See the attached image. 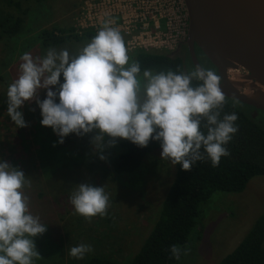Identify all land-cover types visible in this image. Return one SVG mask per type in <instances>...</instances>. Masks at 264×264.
I'll return each mask as SVG.
<instances>
[{
    "label": "clouds",
    "instance_id": "1",
    "mask_svg": "<svg viewBox=\"0 0 264 264\" xmlns=\"http://www.w3.org/2000/svg\"><path fill=\"white\" fill-rule=\"evenodd\" d=\"M20 61V74L6 92L7 113L17 128L27 126L18 109L43 86L46 98L36 103L41 124L57 134L56 143H63L70 133L80 136L93 130H98L93 140L99 147L105 136L109 146L116 138L139 147L156 140L161 157L184 170L205 155L217 167L221 157L230 154L226 145L238 130V116L231 112L221 119L213 111L225 102L220 77L201 66L190 72L144 69L142 84L140 63L130 61L120 31L107 22L74 55L49 48L35 58L25 52ZM194 79L201 83L194 86ZM55 85H59L55 90L49 87ZM200 117L206 118L204 130ZM99 158L106 159L103 154ZM26 187L30 181L23 170L0 158V264H34L40 257L34 237L43 234L46 225L29 211ZM69 199L85 218L103 216L109 206L104 187L91 183L77 184ZM91 250V245L81 243L68 248V255L83 259ZM169 252L179 259L182 249L171 245Z\"/></svg>",
    "mask_w": 264,
    "mask_h": 264
},
{
    "label": "rangeland",
    "instance_id": "2",
    "mask_svg": "<svg viewBox=\"0 0 264 264\" xmlns=\"http://www.w3.org/2000/svg\"><path fill=\"white\" fill-rule=\"evenodd\" d=\"M47 4L52 17L45 24L31 33L26 31L17 41L0 40V158L23 170L30 181V187L23 189L29 197V211L46 225V231L34 237L40 253L34 264H69L75 258L68 255V248L81 243L91 245L92 250L83 259H75L77 264H86L93 256L125 262L138 252L157 220L176 167L161 157V151H156L147 156L135 173L118 176L111 169L109 156L121 150L124 138H116V144L109 146L110 138L105 136L100 142L103 147H99L93 140L98 130L80 136L70 133L64 138L66 143H56L57 134L50 126L41 124V110L36 103L37 99L46 98L47 89L43 86L18 109L27 126L17 128L11 121L6 92L20 74V56L29 52L35 58L47 51L38 41L29 51L23 49V43L25 48L29 47L27 41L47 28L56 35L86 33L74 31L80 0H47ZM6 9L9 5L0 0V16ZM188 31L186 21L177 43L168 44L169 49L183 50ZM121 35L132 61L138 50L131 51L126 36ZM89 41H70L55 49H67L74 55ZM11 51L13 54L9 55ZM139 78L143 84L142 74ZM60 81L63 82L62 75ZM49 87L55 90L59 85ZM140 95L143 98V89ZM258 119L264 124V113H259ZM101 154L105 160L99 158ZM81 182L104 187L109 206L103 216L85 218L75 212L69 197ZM204 206L200 226L192 234L190 247L187 246L189 250L177 264H218L237 247L264 211V176L252 178L241 193L216 191Z\"/></svg>",
    "mask_w": 264,
    "mask_h": 264
},
{
    "label": "trees",
    "instance_id": "3",
    "mask_svg": "<svg viewBox=\"0 0 264 264\" xmlns=\"http://www.w3.org/2000/svg\"><path fill=\"white\" fill-rule=\"evenodd\" d=\"M5 1L9 9H6V13L3 11L0 16L1 41H17L26 31L33 32V29H38L52 17L47 0ZM94 35L92 32H86L83 36L56 35L53 29L47 28L27 41L29 47L25 48L24 42L23 49L29 51L31 45L38 41L44 50H48L62 47L70 41L91 39ZM11 54L12 51L9 55ZM203 56L208 64L201 63L202 66L217 74L216 67L204 54ZM133 60L140 63L141 74L144 69L154 72L169 69L190 72L195 68L186 45L180 51L138 50L134 52ZM199 83L201 81L193 80L194 86ZM253 109L255 110L243 102L225 97L222 107L213 111H218V118L221 119L224 114L231 112L238 116L235 121L238 130L226 145L230 154L222 156L217 167L211 165L206 155L204 159L193 164L190 170L182 169L179 163L175 164V176L163 200L158 218L145 236L138 252L125 262L93 256L86 260V264H177L184 253L188 252L192 234L196 227L200 226L202 208H206L204 205L213 193H241L252 178L264 176V124L259 117L253 116ZM200 119L204 130L206 118ZM66 141L64 139L65 143ZM120 145L121 150L109 156L111 169L118 176L135 173L149 154L162 151L160 141L156 140H150L146 147H139L127 139ZM171 245L182 249L179 259L171 256ZM77 263L74 259L69 264ZM218 264H264V211L237 247Z\"/></svg>",
    "mask_w": 264,
    "mask_h": 264
},
{
    "label": "water",
    "instance_id": "4",
    "mask_svg": "<svg viewBox=\"0 0 264 264\" xmlns=\"http://www.w3.org/2000/svg\"><path fill=\"white\" fill-rule=\"evenodd\" d=\"M189 14L187 48L193 66H202L198 49L216 67L226 98L264 112V0H184ZM236 70L244 80L236 88L228 76Z\"/></svg>",
    "mask_w": 264,
    "mask_h": 264
},
{
    "label": "built area",
    "instance_id": "5",
    "mask_svg": "<svg viewBox=\"0 0 264 264\" xmlns=\"http://www.w3.org/2000/svg\"><path fill=\"white\" fill-rule=\"evenodd\" d=\"M74 21L76 34L96 33L109 23L126 36L131 51L170 50L186 21L189 26V14L184 0H80Z\"/></svg>",
    "mask_w": 264,
    "mask_h": 264
},
{
    "label": "bare ground",
    "instance_id": "6",
    "mask_svg": "<svg viewBox=\"0 0 264 264\" xmlns=\"http://www.w3.org/2000/svg\"><path fill=\"white\" fill-rule=\"evenodd\" d=\"M228 76L230 81L233 83V85L236 88H239L240 90H242L245 94H247L248 96L254 97V93L251 92L248 89H242L241 88V84L244 82V80L239 76L238 72L236 70H229L228 71ZM261 89V91L264 93V88L260 85H258Z\"/></svg>",
    "mask_w": 264,
    "mask_h": 264
},
{
    "label": "flooded vegetation",
    "instance_id": "7",
    "mask_svg": "<svg viewBox=\"0 0 264 264\" xmlns=\"http://www.w3.org/2000/svg\"><path fill=\"white\" fill-rule=\"evenodd\" d=\"M198 51V57H199V59H200V61H201V63H205V65H207L208 63H207V60L205 59V57L203 56V54L199 51V50H197ZM217 74H218V76H219V73H218V71H217ZM220 77V76H219ZM254 110V109H253ZM261 112H263V111H259L258 113H257V117H259V113H261Z\"/></svg>",
    "mask_w": 264,
    "mask_h": 264
}]
</instances>
